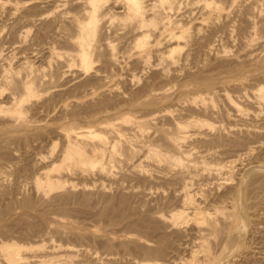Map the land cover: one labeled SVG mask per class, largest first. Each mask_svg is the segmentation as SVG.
Returning <instances> with one entry per match:
<instances>
[{
    "label": "rangeland",
    "instance_id": "obj_1",
    "mask_svg": "<svg viewBox=\"0 0 264 264\" xmlns=\"http://www.w3.org/2000/svg\"><path fill=\"white\" fill-rule=\"evenodd\" d=\"M193 1L185 0L179 12L186 15L191 43L177 47L182 56L179 75L172 69L167 77L161 67L146 68L128 38L112 30L101 38L111 41L113 48L96 47L91 54L94 66L88 72L74 60L68 67L73 49L60 35L72 31L60 30L58 35L53 5L26 12L23 8L17 14L6 9L0 14V49H8L0 54V77L7 68L12 76L8 79L13 78L0 81V258L7 244L41 245L53 239L76 246L79 254H71L76 260L92 250L104 257L102 262L86 257L90 260L86 264H134L132 260L181 264L199 241V228L193 222L171 226L159 216L192 197L204 209L226 206L231 215L203 233L213 264H264V117L252 115L256 106L244 98L264 87V0L257 4L218 0L229 14L219 18L192 5ZM66 8L78 11L70 4ZM111 8V13L119 11L113 3ZM35 11L47 18L30 23ZM12 44L20 47L14 50L17 46ZM46 47H55L64 56L51 59ZM156 59L151 52V63ZM23 62L33 65L34 73H28ZM26 76L34 79L39 93L25 97L22 104ZM166 83L173 89L170 103L184 107L183 120L191 115L201 118L206 122L204 133L220 136L218 131L224 127L234 133L213 142L197 137L180 147L171 138L175 119L150 121L160 108L152 102L151 92ZM227 93L238 96L251 115H238L225 98ZM16 96L20 99L14 103ZM191 98L195 100L185 102ZM124 116L142 120L138 128L130 123L122 128L124 136L134 138L130 146L117 142V154L97 163L64 161L75 145L66 133L97 128ZM243 125L260 131H239ZM84 144L91 155L90 146ZM191 147L205 154H179ZM231 162L226 174L231 182L219 186L208 177L207 168ZM43 171L65 185L44 193L49 187L42 182ZM187 181L190 192L185 197Z\"/></svg>",
    "mask_w": 264,
    "mask_h": 264
},
{
    "label": "bare ground",
    "instance_id": "obj_2",
    "mask_svg": "<svg viewBox=\"0 0 264 264\" xmlns=\"http://www.w3.org/2000/svg\"><path fill=\"white\" fill-rule=\"evenodd\" d=\"M184 1L185 0H44L41 3L39 0H25L21 2L0 0V14H2L6 9H10L12 14H17L23 8H25L23 10L26 12L31 11L32 8H37L35 6L53 5L55 12L57 13L55 20L59 22L56 27L58 35L60 34V30L65 33L67 28H71L72 31V33L66 37L60 35L61 37H64L65 41L73 49V52L68 53V67L72 66L70 61L74 60V62L79 65L81 70L88 72L94 66L91 54L96 47L101 45L108 49L113 48L111 41L101 38L103 34L106 32L110 33L112 30L114 34L119 35L120 37L128 38V41L133 44L137 53L143 57L146 68L161 67L164 76L167 77L172 69H174V73L177 71L176 75H179V71L177 69L182 60V56L179 54L177 47L181 44L189 45L191 43L190 40L192 37V31L183 19L186 15L184 16V14L179 13L181 12ZM259 1L260 0H255L254 4H257ZM111 3H113L115 8H118L119 11L111 13ZM69 4L76 6L78 11L73 12L72 9H67L66 7ZM192 5H200L203 9L202 11H208L207 13L212 16V18H219L224 14L226 16L229 15L226 12V8L222 7V5L218 3V0H194ZM235 6H237V4ZM232 11H234V8ZM117 13L119 14L115 16L114 14ZM45 17L46 15H43V12L40 13L39 11H35L31 13L29 21L32 24H38L44 21ZM117 18H119L118 21ZM173 43H175V45H173ZM165 44L167 47L162 49ZM12 45L13 47L17 46L13 48L14 50L20 47L19 44H15V46L14 44ZM215 46H217V43ZM6 47L7 46H3L0 49V54H2L1 52H3V50L7 49ZM210 49H213V47L210 46ZM46 51L47 53L49 52L51 59L64 56V54L58 52L55 47H46ZM151 52L156 53L157 59L155 63H151ZM185 59L189 60V54L186 55ZM23 64L26 66L27 62H23ZM26 68L29 71H27L28 73H34L33 65L28 64V67L26 66ZM69 69H67V71ZM2 74L3 75L1 76L2 78L0 77V81L3 78L8 79L9 77H12L9 75L7 68L4 69ZM26 77L28 78V76ZM12 79H8L6 83L10 80L12 81ZM23 80V93L21 92L22 96L20 95L22 98H17V96L14 97V103L19 102V99L22 103V100L25 101V97L36 96L37 93H39L37 87L35 86L34 79L28 78L24 81ZM167 84L168 83H166L165 86L156 88L151 92L152 102L157 103L160 108L157 110L155 116L150 118V121L152 122L154 119H160L163 117H171L172 119H175V134L171 138L179 142L178 145L180 147L182 146V143L189 142L197 137H199V139H202L200 137H203L204 141L213 142L217 137H226L227 139V137L234 133L225 127L219 129L218 133L220 136H217V134L207 133L206 131V133H204L202 128L206 122L201 118L191 115L188 116L187 119L183 120L182 116L184 113V107L182 103H170L173 89L172 86H166ZM225 98L234 110H236V113L242 118H246L251 115L248 110L242 108V101L238 96L233 97L231 94L227 93ZM244 98L248 103H253L256 106L255 114L252 115L255 117H264V87H260L257 91H255L252 97L245 94ZM191 100L195 99H187L185 102L190 103ZM196 101L198 100L196 99ZM21 103L19 106H21ZM128 123L133 124L132 128H138L141 126L142 120L140 118L130 116L118 117L114 120L99 124L97 128L89 127L79 130L73 129L71 132L66 133V138L70 141V143L74 142L75 145H71L68 153L63 156L64 161L70 162L74 160L83 164L92 162L97 163L98 160L106 158L107 155L115 156L118 151L117 142L121 141L130 146L132 144V140L134 139L133 137L130 138L124 136L122 132V128H124V125ZM239 131L258 132L260 130L258 127L243 125L241 128L239 127ZM101 132H106L110 135L104 136ZM84 143L90 146L91 155L88 153L89 151L87 152L86 145ZM206 151L207 153H210L209 149ZM214 153L215 152H212V154ZM179 154L181 156H198L204 155L205 151L191 147L189 149H181ZM191 163L192 162H190V166L192 165ZM233 163L234 162H231L227 166L222 163H218L216 166L207 168L208 177H211L210 179L214 180L215 184H218L219 186L222 184L224 185V183H228V181L231 182L230 179H232V177L226 174L227 170H229V167H231ZM101 166L104 168V165ZM42 173L45 175V178L42 177L44 181H41L44 182V185L49 187V189H46L44 193H48L56 187H63L65 185H61V180L53 178V175L51 176L49 172L43 171ZM189 185L190 183L187 181L183 186L182 195L185 197L189 196ZM147 194H152V191L147 192ZM225 210L226 206H213L204 209L200 203L195 202L194 199L190 197L184 200L179 207H176L169 213L160 214L159 217L169 221L171 226H183L193 222L199 228L200 235L196 237L199 241L196 243L194 248L191 249L189 259L184 261L182 260L181 264L215 263V260L212 258L211 253L206 246V236L203 233L204 231L215 228L218 220L231 219V215ZM52 228L55 230L56 227L54 226ZM49 235H51V233ZM44 236L47 237L46 235ZM48 238L50 237L48 236ZM48 238H46V240H48ZM144 240L146 241V239ZM150 243L152 242L150 241ZM1 251L3 258H0V264L3 262H1V259H4V262L6 261L5 264H22L23 261H25L26 264H86L90 261L87 260L86 257L92 258V260L96 262H102L104 259V257H101L99 254H94V252L97 251L93 252L92 250V254L87 253L86 255L83 250V257L81 258L79 256L80 258L76 260L77 257L75 259L73 258L75 254H79V249L76 246L69 244L64 245L61 242H55L53 239L50 240L49 244L44 243L41 245H32V242H28L26 244H7ZM71 254H74V256L72 257ZM201 254L204 255L201 256ZM201 258H203V261H201ZM132 261L134 264H139V262L135 260ZM140 264L162 263L160 261H147L144 263L140 262Z\"/></svg>",
    "mask_w": 264,
    "mask_h": 264
}]
</instances>
